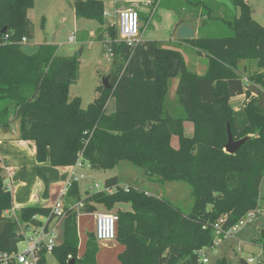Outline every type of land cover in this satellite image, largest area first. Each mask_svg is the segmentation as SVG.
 Here are the masks:
<instances>
[{
  "label": "trees",
  "instance_id": "trees-1",
  "mask_svg": "<svg viewBox=\"0 0 264 264\" xmlns=\"http://www.w3.org/2000/svg\"><path fill=\"white\" fill-rule=\"evenodd\" d=\"M150 1L149 13L139 12L144 24L162 0ZM228 1L231 7L214 0H182L179 6L186 13L178 16V26L187 23L185 16L191 13L203 30L213 25L218 31L169 46L158 44L151 80L139 60L129 73L126 64L138 45L119 40L117 26L105 17L104 3L75 4L77 18L97 21L96 39L106 47L105 36L110 37L115 51L114 68L107 77L110 88L99 86L94 102L83 109L81 99L69 95L79 68L76 58L58 56L55 47L47 45L31 55L24 51L34 38L28 12L35 0H0V128L19 120L20 139L35 143L39 163L71 167L82 158L91 169L107 171L128 162L151 180L183 182L191 188L194 205L186 214L146 191L122 188L117 177L105 182L111 193L91 197L82 195L79 183L73 184L68 196L84 199L82 213H95L98 206L112 211L119 204L130 205L129 211L116 213L115 241L125 247L119 254L121 264H202L200 252L215 244V222L224 217L223 229L228 231L248 213L264 210V27L253 20L248 1ZM215 6L226 11L221 19L213 17ZM5 27L8 31L3 34ZM183 45L206 60L204 75L189 69ZM243 62L257 66L250 83L240 70ZM174 78L179 84L172 100ZM243 95L248 99L244 107L248 124L239 131L225 105ZM110 99L116 109L108 113ZM185 123L193 125L192 136L185 135ZM228 124L234 138H247L235 154L224 151ZM2 173L0 165V254L17 251L22 239L18 221L38 225L33 217L50 213V208L34 205L17 211L18 221L7 216L14 205ZM78 218L76 211L69 212L61 225L60 244L54 251L59 264H72V259L73 264H97L101 244L95 231L88 232L79 256Z\"/></svg>",
  "mask_w": 264,
  "mask_h": 264
},
{
  "label": "rangeland",
  "instance_id": "rangeland-1",
  "mask_svg": "<svg viewBox=\"0 0 264 264\" xmlns=\"http://www.w3.org/2000/svg\"><path fill=\"white\" fill-rule=\"evenodd\" d=\"M82 0H35L34 7L28 12L34 28V38L24 47L27 54H34L40 45L55 47L58 56L77 59L78 72L76 82L69 87L70 98L78 97L81 99L82 108L86 109L89 104L93 103L98 96L96 90L103 84L105 78L109 76L114 68V59L107 55L105 45L102 41L97 40L96 35L100 28L97 21L78 19L75 13V4ZM105 5V10L111 15L106 17L110 24L117 25V16L115 11L124 10L129 7L135 8L138 12L149 13V7L146 6L148 0H98ZM172 0H162L156 6L154 14L151 16L149 23H142V32L147 30V35H161L172 38V30L169 17L164 19L163 11L167 2ZM222 2L225 7H231L228 0H217ZM253 7L254 13L252 18L255 22L264 27V0H246ZM117 2L118 4H115ZM227 5V6H226ZM216 7V6H215ZM172 11L178 16L186 13L182 7H174ZM226 14L224 7H216L214 19H221ZM169 15V14H167ZM198 30V34H215L218 31L216 26H210L203 30L200 22L195 20L193 23ZM93 36V37H90ZM72 37L76 38V43H70ZM175 37V36H173ZM198 37V36H197ZM110 37L105 36V41ZM155 39V38H154ZM152 39V40H154ZM119 40L121 37L119 35ZM149 40V39H148ZM147 40V41H148ZM182 51L185 55L187 65L190 70L204 75L207 71V64L204 58L197 56L195 50L189 45H183ZM119 58V57H118ZM117 58V59H118ZM120 60L122 58H119ZM124 59H122L123 61ZM129 62L127 61L128 65ZM130 72L133 70V63L129 66ZM240 70L244 75L245 82L250 83V76L257 73V66L254 62H243L240 64ZM179 78L171 80L170 97L176 99ZM246 96L231 98L225 105L227 113L233 117L235 128L242 130L247 124V118L244 114V107L247 105ZM115 100L110 99L107 105L108 113L115 112ZM229 125V124H228ZM232 132L231 126L229 125ZM15 133L20 131V121L13 124ZM228 129V128H227ZM184 132L187 136L193 135V125L184 124ZM3 135V132H0ZM13 134H10L12 136ZM14 136V135H13ZM234 140L238 141L241 139ZM173 145L178 146V138L175 137ZM225 151V149H224ZM226 152V151H225ZM84 173L87 178L83 180L85 186L95 187L99 184L102 188L106 180L117 177L120 186L126 188H136L140 191H146L151 195L162 198L172 203L175 207L180 208L186 214H189L194 205V199L191 194V188L183 182H167L161 184L155 180L149 179L142 169L134 167L128 162H121L119 165L107 171L93 170L84 168L78 171ZM120 205V204H119ZM117 205L112 211H107L104 207L98 206L97 213H117L121 210ZM123 210L129 211L130 205L121 206ZM10 217H14V210L9 211ZM264 210L254 217L252 224H246L239 227L228 239H221L214 244L212 248L203 249L208 264H216L218 261H225L227 264H242L241 261H247L249 258H255L258 264L264 263ZM95 230V213H83L79 218L78 236H79V256L85 251L88 232ZM113 242L105 243L111 245L109 248L102 247L98 253V264H121L119 252ZM103 243V242H99ZM120 247V245H119ZM24 245L21 244L19 249L22 250ZM103 251V252H102ZM49 264H59L58 260L50 256Z\"/></svg>",
  "mask_w": 264,
  "mask_h": 264
},
{
  "label": "built area",
  "instance_id": "built-area-1",
  "mask_svg": "<svg viewBox=\"0 0 264 264\" xmlns=\"http://www.w3.org/2000/svg\"><path fill=\"white\" fill-rule=\"evenodd\" d=\"M114 1V0H111ZM159 3V2H158ZM115 4H118L115 2ZM153 4L152 1L148 0L146 6L149 7ZM157 6H155L154 10ZM154 11H152V14ZM117 25L119 30V35L121 40L124 41L131 47L139 45L140 38L142 34V22L139 12L133 8L129 7L124 10L116 11ZM151 14V16H152ZM110 12L105 11V17H109ZM151 19V18H150ZM9 36L6 35V40ZM76 38L72 37L70 43H76ZM105 47L107 55L112 59L115 58V51L113 45L110 41ZM22 43H27L26 39H23ZM134 50L132 56L134 55ZM128 67V65H126ZM84 168L91 169L88 163H85L82 158H80L77 163L72 166V172L67 181L58 201L50 208V213L48 216L37 215L33 217V220L37 221L39 224L35 225L32 223H22L17 219L16 214L14 217L17 219L20 233L21 241L18 244L17 251L12 253H1L0 254V264H49V257L54 256L55 249L60 244V233L61 225L65 218L68 216L69 212L76 211L79 216L82 214L84 208L83 200H74L69 197V192L74 183H80L87 178L84 173H79V170ZM106 192L111 193L112 190L101 187L96 184L95 187L86 186L83 191V196L91 197L95 193ZM259 214L258 211H252L242 219L236 226L228 231H224L223 226L226 223V219L221 217L213 225V229L216 234L215 243L221 239H228L239 227L245 226L246 224H252L254 222V217ZM6 215L10 217V212L7 211ZM264 215V214H263ZM119 216L115 213H97L95 217V234L97 240L103 243L113 242L117 238V228H118ZM23 244L24 248L19 249V246ZM201 263L208 264V259L205 257L204 251L200 252ZM69 259H72L70 256ZM248 264H256L255 258H249L247 260ZM258 264H263L259 262Z\"/></svg>",
  "mask_w": 264,
  "mask_h": 264
},
{
  "label": "crops",
  "instance_id": "crops-1",
  "mask_svg": "<svg viewBox=\"0 0 264 264\" xmlns=\"http://www.w3.org/2000/svg\"><path fill=\"white\" fill-rule=\"evenodd\" d=\"M214 1L224 5L222 2H219L217 0ZM181 2L182 0H173L167 2L166 8L163 9V11L169 14H164L163 17L164 19L166 18V16L169 17L170 25L172 28V30L170 31L172 34H170V36L172 38H168L166 36L164 37L162 36V34L158 35V37H150V35L146 37L147 30H143L138 48L135 51L132 60H130L128 64L129 69V66L133 63L132 72H130L129 70L130 74H133L136 62L139 60L144 69L146 78L149 80L154 79L155 70L153 66V59L155 56L157 45L160 44L169 46L172 43L179 42L180 39L178 37V31L181 26L189 25L194 30L195 38L199 35L198 30L193 24L195 19H193V15L191 13H188L185 16L187 23L178 26V18L172 11V9H174V7L178 8L179 5H181ZM13 124L10 128H0V132H3V135L2 133H0V165L3 169L2 175L5 179V184L12 193L14 213L16 214L17 211L24 207L34 205L51 208L58 201L62 190L69 180L72 172V166L59 168L53 167L49 161L39 163L36 159L35 143L33 141L21 140L20 131L15 133ZM5 129H8V131H5ZM10 134H13L14 136H10ZM79 184L82 188L83 195V191L86 186L83 182H80ZM122 205L124 204H120L118 207L121 210H123V208L121 207ZM96 215L97 212H95V217ZM100 244L101 248H109L111 246L105 243ZM113 245L117 247L116 249H118V251L120 250L119 254L125 249L123 245L118 244L117 242H114Z\"/></svg>",
  "mask_w": 264,
  "mask_h": 264
},
{
  "label": "water",
  "instance_id": "water-1",
  "mask_svg": "<svg viewBox=\"0 0 264 264\" xmlns=\"http://www.w3.org/2000/svg\"><path fill=\"white\" fill-rule=\"evenodd\" d=\"M7 31H8V28L5 27L2 33L5 34ZM178 37L180 40H192L195 38L194 30L189 25H183L179 28ZM103 85L106 88H110L108 78L104 79ZM5 131H8V129H5ZM227 132H228V143L225 146V151L228 154H235L242 147V145L247 141V138H244L238 141L234 140V137L232 135V132L229 126H228ZM74 262H75L74 259H72V264ZM241 263L248 264V262L245 260H242Z\"/></svg>",
  "mask_w": 264,
  "mask_h": 264
}]
</instances>
